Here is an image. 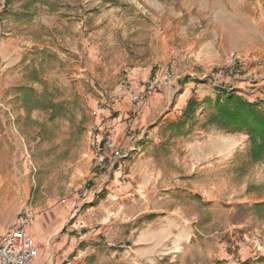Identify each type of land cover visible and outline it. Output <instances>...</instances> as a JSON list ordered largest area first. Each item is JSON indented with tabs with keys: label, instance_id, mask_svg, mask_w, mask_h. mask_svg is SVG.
<instances>
[{
	"label": "rangeland",
	"instance_id": "obj_1",
	"mask_svg": "<svg viewBox=\"0 0 264 264\" xmlns=\"http://www.w3.org/2000/svg\"><path fill=\"white\" fill-rule=\"evenodd\" d=\"M157 1L146 17L127 0L122 6L152 19L163 3ZM14 2L8 11L5 4L12 0H0L1 18L17 23L19 46V70L3 77L5 66L0 62V228L5 231L31 209L32 222L42 220L54 231L93 229L97 238L90 239L85 252L74 255V264H240L242 249L254 261L264 260V209L253 207L264 201V159L251 156L246 131L227 130L210 121L212 104L198 110L197 103L193 112L182 111L174 122L158 128L157 139L120 167V185L102 188L83 205L86 228L64 230L63 211L68 220L74 204L94 189L93 178L107 184L113 177L112 172L109 177L97 174V157L108 151L102 141L93 144L90 129L93 126L100 139L116 132L111 98L121 94L117 85L124 73L111 84L99 66L79 69L87 59L81 40L93 39L89 14L104 2L63 0L61 11V0ZM73 34H80V41L66 38ZM116 37L119 44L129 41L124 34ZM44 45L63 48V55ZM234 52L256 55L258 61L245 67L247 74L264 70V57L256 52ZM206 57L204 50L187 52V58L199 65ZM221 87L220 101L236 94L235 88ZM258 99L250 102L264 112V101ZM124 128L115 140L123 151L120 140L129 137ZM225 145L227 150L221 151ZM210 149L221 153L209 154ZM253 237L263 245L260 252L252 248ZM236 242L245 244L238 247ZM221 249L228 252L226 258L218 254Z\"/></svg>",
	"mask_w": 264,
	"mask_h": 264
},
{
	"label": "crops",
	"instance_id": "obj_2",
	"mask_svg": "<svg viewBox=\"0 0 264 264\" xmlns=\"http://www.w3.org/2000/svg\"><path fill=\"white\" fill-rule=\"evenodd\" d=\"M61 1L59 11L63 10V0ZM5 5V9L9 11L15 2L12 0L11 5ZM96 10L98 13L89 14L93 22V39L89 42L85 38L81 40L87 59L80 70H86L88 66L93 69L99 66L102 74L111 79V84L116 83L117 74L123 72L135 88L152 75L157 58H161L171 72L170 84L143 103L134 105L126 94L111 98L114 116L112 124L116 131L112 133L114 140H119L117 134L125 127L126 121L122 119L131 110H137L133 135L137 143L147 148L157 139L158 128L174 122L191 97L197 100L200 110L203 106L213 104L219 97L218 88L225 87L226 84H231L236 94L246 96L249 101L257 98L264 101V70L260 74H247L244 68H238V63L231 67H224L220 63L231 50L254 51L258 56L264 57V0H163L161 10L152 19L140 17L129 6H122V0L106 1L101 7L96 6ZM1 16L0 14V62H4L2 76L6 77L11 71L19 70V46L14 28L17 23ZM59 22L63 23V17ZM117 33L129 38L126 45L123 42L119 44ZM79 37L80 34L77 37L73 34L66 38L74 42L80 41ZM44 47L58 56L63 55V48L56 45ZM190 49L195 53L206 51V59L200 65L194 63L195 61L187 58ZM255 70L257 68L254 67L252 71ZM120 142L126 147L131 142V137L121 138ZM222 148L227 150L226 145L221 146V151ZM221 151L210 149L208 153ZM109 156V152L104 151L105 162L109 160ZM127 160L129 158L118 159L119 168L113 169L110 183L102 181L98 184L97 178H93L96 181L95 187L90 189L91 192L83 201H89L93 193L102 188L107 190L120 185V167ZM148 167L146 164V175ZM262 199L264 197L260 198ZM57 218L60 219L61 215H57ZM66 221L63 211V226ZM31 224L30 235L37 249L32 264H74L72 257L76 253L85 252L90 246V239L97 238L93 229L64 232L54 231L51 225L44 226L42 220H35ZM3 230L0 228V234ZM218 254L221 258H226L228 252L221 249ZM239 254L240 264H264V260L258 262L249 257L246 249L239 250Z\"/></svg>",
	"mask_w": 264,
	"mask_h": 264
},
{
	"label": "built area",
	"instance_id": "obj_3",
	"mask_svg": "<svg viewBox=\"0 0 264 264\" xmlns=\"http://www.w3.org/2000/svg\"><path fill=\"white\" fill-rule=\"evenodd\" d=\"M130 5L133 6L136 12H139L142 16L146 17L150 12L152 5L157 4V0H127ZM251 61H258L254 53H243L242 55L236 54L234 51H230L226 57L224 66L231 67L238 63V68H244L248 66ZM171 72L169 68L162 63L161 58H157L152 75L138 88H135L131 80L123 75L117 85V90L121 94H126L130 101L134 105L145 102L152 97L156 92L163 91L165 87L170 84ZM221 88L233 89V86H225ZM2 98L0 93V106H2ZM137 110H131L126 117V125L124 128L125 136L131 137V142L122 149L112 137V133L108 134L104 139L98 138L97 133L94 132L93 126H91L90 134H92L93 144L100 143L102 141L103 149L109 152V160L104 161V156L97 157L98 173L109 177L113 169L119 168L118 159L129 158L132 155H137L142 144L137 143L136 137L133 135V125ZM113 131V130H112ZM93 197L89 201L76 202L74 204V212L64 223L65 231L82 230L86 228V221L82 216V207L86 203L92 202ZM35 217V213L31 209H26L23 213L19 214L15 222L8 227L3 233L0 234V264H32L37 249L33 242L32 237L27 233L28 225ZM245 242H236V246L241 247ZM229 246V245H227ZM262 243L258 237H253L252 248L255 251L262 250ZM73 259L76 256L72 257Z\"/></svg>",
	"mask_w": 264,
	"mask_h": 264
},
{
	"label": "trees",
	"instance_id": "obj_4",
	"mask_svg": "<svg viewBox=\"0 0 264 264\" xmlns=\"http://www.w3.org/2000/svg\"><path fill=\"white\" fill-rule=\"evenodd\" d=\"M197 102L190 98L183 113L194 111ZM209 119L227 130H244L249 137V152L254 159H264V112L256 103L235 94L226 100L216 99L211 105ZM181 124L184 122H180ZM254 208L264 209V201L256 202Z\"/></svg>",
	"mask_w": 264,
	"mask_h": 264
},
{
	"label": "bare ground",
	"instance_id": "obj_5",
	"mask_svg": "<svg viewBox=\"0 0 264 264\" xmlns=\"http://www.w3.org/2000/svg\"><path fill=\"white\" fill-rule=\"evenodd\" d=\"M232 144V143H231ZM228 145H230V144H228ZM234 145V144H233Z\"/></svg>",
	"mask_w": 264,
	"mask_h": 264
}]
</instances>
